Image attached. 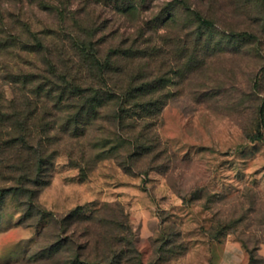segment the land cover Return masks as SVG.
<instances>
[{
  "label": "rangeland",
  "instance_id": "rangeland-1",
  "mask_svg": "<svg viewBox=\"0 0 264 264\" xmlns=\"http://www.w3.org/2000/svg\"><path fill=\"white\" fill-rule=\"evenodd\" d=\"M61 1L0 0L1 118L46 74L41 43L73 26ZM182 2L164 33L181 72L150 127L160 155L121 165L90 151L100 131L63 135L38 198L50 215L29 225L13 195L2 205L0 264H264V1Z\"/></svg>",
  "mask_w": 264,
  "mask_h": 264
},
{
  "label": "trees",
  "instance_id": "trees-1",
  "mask_svg": "<svg viewBox=\"0 0 264 264\" xmlns=\"http://www.w3.org/2000/svg\"><path fill=\"white\" fill-rule=\"evenodd\" d=\"M182 1L168 7L167 0H80L78 5L63 0L51 10L61 26L74 24L54 32L53 48L41 43L39 52L48 55L46 74L39 84L17 89L0 117L8 128L0 134V211L13 195L23 223L34 225L37 216L50 215L38 198L49 184L63 135L79 140L89 129L100 131L102 136L89 142L90 151L97 160L115 158L121 165L160 155L150 127L167 104L171 77L181 72L176 65L181 57L167 58L173 55L164 33ZM209 33L201 34L195 48L210 44ZM183 38L177 35L170 45L181 48Z\"/></svg>",
  "mask_w": 264,
  "mask_h": 264
}]
</instances>
